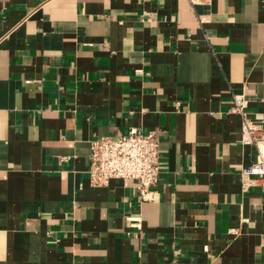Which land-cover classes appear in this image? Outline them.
I'll return each instance as SVG.
<instances>
[{"label":"crops","instance_id":"obj_1","mask_svg":"<svg viewBox=\"0 0 264 264\" xmlns=\"http://www.w3.org/2000/svg\"><path fill=\"white\" fill-rule=\"evenodd\" d=\"M234 93L264 128V0H0V264H264ZM133 130L159 143L146 199L87 172Z\"/></svg>","mask_w":264,"mask_h":264},{"label":"built area","instance_id":"obj_2","mask_svg":"<svg viewBox=\"0 0 264 264\" xmlns=\"http://www.w3.org/2000/svg\"><path fill=\"white\" fill-rule=\"evenodd\" d=\"M248 100L241 93L232 95L228 112L240 116V140L257 149V159L241 168L244 188L254 182L253 176L264 177V128L262 121L247 116ZM162 159L159 143L153 131L133 130L117 137L100 136L89 142L88 176L92 185H105L112 178L133 179L136 190L146 199L160 174ZM132 225H139L138 217H128Z\"/></svg>","mask_w":264,"mask_h":264}]
</instances>
